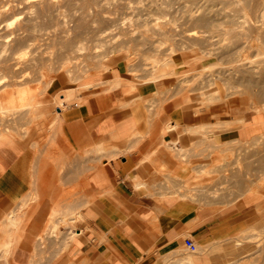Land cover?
Instances as JSON below:
<instances>
[{
	"label": "crops",
	"instance_id": "crops-1",
	"mask_svg": "<svg viewBox=\"0 0 264 264\" xmlns=\"http://www.w3.org/2000/svg\"><path fill=\"white\" fill-rule=\"evenodd\" d=\"M155 81L134 77L118 61L100 74L101 88L86 84L90 87L82 93L58 94L64 108L56 107V143L68 162V184L78 177L86 199L80 208L84 220L64 231L66 250L56 246L44 262L33 260L36 240L56 207L43 198L48 190L39 199L33 188L38 155L21 142L0 145V264L230 262L228 248L248 225L250 212L223 208L200 187L220 178L235 159L237 142L260 132L264 116L213 105L198 110L188 98L167 93L162 80ZM53 87L55 95L67 88ZM97 145L102 152L95 151ZM31 190L39 201L24 198ZM70 212L73 221L76 213ZM185 239L196 244V252L187 250ZM186 256L190 263H181Z\"/></svg>",
	"mask_w": 264,
	"mask_h": 264
},
{
	"label": "rangeland",
	"instance_id": "rangeland-1",
	"mask_svg": "<svg viewBox=\"0 0 264 264\" xmlns=\"http://www.w3.org/2000/svg\"><path fill=\"white\" fill-rule=\"evenodd\" d=\"M259 1L264 0H0V6L5 5L0 9V96L12 91L17 101L20 89H33L41 101L38 117L27 109L0 113V145L12 140L32 148L38 155L33 185L38 198L46 189L43 198L59 214L76 213L73 221L58 224L55 237L44 227L33 260L46 261L59 245L66 250L64 231L84 220L80 208L86 194L78 177L68 184V162L56 143L59 105L54 103V84L55 89L74 86L78 93L86 90L80 88L84 84L101 88L100 74L118 61L125 62L134 77L146 80L148 59L178 56L183 65H174L169 75L155 81L162 80L167 93L187 95L198 110L213 105L264 116V30L255 23ZM184 73L187 87L179 85ZM214 89L221 98L212 103L200 99L199 94ZM235 148L234 161L200 192L211 201L221 200L223 208L250 212L248 225L228 248L226 264H264V125ZM181 263H190V256Z\"/></svg>",
	"mask_w": 264,
	"mask_h": 264
},
{
	"label": "bare ground",
	"instance_id": "bare-ground-1",
	"mask_svg": "<svg viewBox=\"0 0 264 264\" xmlns=\"http://www.w3.org/2000/svg\"><path fill=\"white\" fill-rule=\"evenodd\" d=\"M253 1V0H252ZM237 2V1H236ZM244 2V1H243ZM246 2V1H245ZM259 2H261V1H259ZM258 2V3H259ZM227 3V2H226ZM235 3V2H234ZM250 3V2H249ZM251 4V3H250ZM249 5V4H248ZM4 7H5V5H2V6H0V9L2 10H4ZM256 9H257V12H255V9H254V12L255 13H257L256 14V17H255V23H258L259 24V28L260 29H262V30H264V1H262L261 3H260V5L258 6V8L256 7ZM0 10V11H1ZM248 13V12H247ZM248 14H250V12L248 13ZM249 16V15H248ZM239 17V16H238ZM246 18H247V16H245ZM251 17H252V15H251ZM240 18V17H239ZM249 18H250V16H249ZM202 19V18H201ZM248 19V18H247ZM246 20V19H245ZM252 20H254V19H252ZM241 21V20H240ZM248 21H249V19H248ZM128 22V21H127ZM126 23V22H125ZM124 23V24H125ZM130 23V22H129ZM132 23V22H131ZM130 23V24H131ZM123 24V25H124ZM257 24V25H258ZM129 24H127V26H128ZM133 25V24H132ZM248 27V26H247ZM246 27V28H247ZM130 29V28H129ZM132 29V28H131ZM134 29V28H133ZM245 29V28H244ZM256 31V30H255ZM203 32V31H202ZM262 32H264V31H262ZM191 34H195L194 33V31H192L191 32ZM202 34V33H201ZM205 34V33H204ZM248 34V33H247ZM259 35H260V33H259ZM247 36V35H246ZM261 37V36H260ZM256 39V38H255ZM257 39H259V37H257ZM262 40H264V39H262ZM262 42H264V41H262ZM260 44V43H259ZM262 44H264V43H262ZM247 48V47H246ZM213 49V48H212ZM209 51V50H208ZM125 52V51H124ZM209 52H211V50L209 51ZM207 53V52H206ZM116 55V54H115ZM174 55V54H173ZM206 56H207V54H206ZM209 56V55H208ZM199 58V57H198ZM197 58V59H198ZM200 58H202V57H200ZM249 61V60H248ZM198 62V61H197ZM62 64H66L67 65V61H65V63L63 62ZM135 64V63H134ZM184 64H185V62H184ZM146 66H149V68H150V73L148 74V77L146 78V80H153V81H155V80H158V79H162V78H164L165 76H167V75H169V73L171 72V70H172V68H173V66L174 65H177V66H179V65H183V62H182V60L178 57V56H174V57H163V58H150V59H148V63H146L145 64ZM177 66H175V67H177ZM148 68V69H149ZM204 68H206V67H203L202 69H200V71H199V73L201 72V70L203 71L204 70ZM127 69V68H126ZM135 69V68H134ZM249 69V68H248ZM105 70H106V68H105ZM131 70V69H130ZM198 71V70H197ZM244 71V70H243ZM260 72V71H259ZM192 73V72H191ZM250 73V72H249ZM193 75V74H192ZM191 75V76H192ZM195 75H196V73H195ZM195 75H193V76H195ZM197 75H198V73H197ZM74 76V75H73ZM188 73H184V75H183V77H181L180 79H179V85H181V87H184V86H186L187 87V85L189 84V79H188ZM233 76V75H232ZM180 77V76H179ZM235 77V76H234ZM79 78H81V77H79ZM189 78H191L190 77V75H189ZM255 79H257V78H255ZM51 80V82L53 83L54 82V79L52 78V79H49V81ZM115 81H116V79H114ZM118 81V80H117ZM116 81V82H117ZM124 81V80H123ZM122 81V82H123ZM108 82V81H107ZM116 82H113L112 84L113 85H115L116 86ZM128 82V81H127ZM191 82V81H190ZM240 82H242V81H240ZM104 83H106V82H104ZM110 83L111 82H109V85H110ZM119 83V82H118ZM123 83H125V82H123ZM123 83H122V85H123ZM48 84V83H47ZM49 84H51L50 82H49ZM101 84V83H100ZM120 84V83H119ZM212 84V83H211ZM46 85V84H45ZM80 85V84H79ZM93 85V84H92ZM95 85V84H94ZM97 85V84H96ZM108 85V86H109ZM112 85V86H113ZM99 86V85H98ZM112 86H111V88H112ZM114 86V87H115ZM119 86V85H118ZM47 87V86H46ZM90 87V85L88 86V85H86V84H84V85H81L80 86V88H89ZM92 87V86H91ZM10 88V87H9ZM15 88V87H14ZM23 88V87H22ZM79 88V89H80ZM257 88V87H256ZM46 89V88H45ZM107 89V88H106ZM108 89H110V87H108ZM262 89V88H261ZM11 90V89H10ZM33 90V89H32ZM32 90H30V91H27V90H24V89H20V91H19V93L17 94L18 95V98L16 99L17 101H15V96H14V92H12V91H9V92H5L4 94H3V96H0V113L2 112V114L3 113H5L6 111H12V109L14 110H18V109H27V110H29L30 111V113H33V118L34 117H36L37 116V113H36V110L39 108V106L41 105V101H39L40 99L39 98H37V95H36V93L35 92H31ZM76 90H78V89H76L74 86H70V87H67L66 89H65V91L63 92L64 93V95L66 96V97H70V96H72L73 94H74V92L76 91ZM83 90V89H82ZM257 90H258V88H257ZM5 91H7V90H5ZM40 91V90H39ZM259 91V90H258ZM262 91H264V90H262ZM4 92V91H3ZM62 92V91H61ZM61 92L59 93H57L56 95H55V97H54V103L55 104H57V105H62V102H63V99H61V97H60V95H58V94H61ZM255 92V91H254ZM17 93V92H16ZM15 93V94H16ZM42 93V92H41ZM260 93H262V92H260ZM1 94V93H0ZM16 95V96H17ZM199 96H200V99H202V101L203 102H211L212 103V101H214V100H217L220 96H219V94H218V90L217 89H214V90H212V91H209V92H207V93H205V94H202V95H200L199 94ZM219 96V97H218ZM185 98H188L187 97V95H186V97ZM221 98V97H220ZM4 101H5V103L6 102H9V104L8 105H5L4 104ZM210 104V103H209ZM256 108V107H255ZM262 108H264V107H262ZM258 109V108H257ZM259 109H261L260 107H259ZM10 111V112H11ZM258 111H261V110H258ZM13 113V112H12ZM16 113V112H15ZM38 117V116H37ZM52 122V121H51ZM54 122H57V114L54 116ZM226 125H227V123H225ZM211 125V124H210ZM214 125V124H213ZM228 125H229V123H228ZM217 126V125H216ZM221 126V125H220ZM220 126H219V128H220ZM224 126V125H223ZM222 126V127H223ZM205 127V126H204ZM208 127H211V126H208ZM196 128H198V127H196ZM196 128H194V130H196ZM217 128V127H216ZM198 129H200V130H202L203 131V129H202V127L200 128H198ZM197 129V130H198ZM207 131H209V129L208 128H205ZM204 129V132L206 131ZM214 129V128H213ZM191 131V130H190ZM193 131V130H192ZM191 131V132H192ZM194 132V131H193ZM192 132V133H193ZM204 132H202V135H203V133ZM212 132V131H211ZM195 133V132H194ZM196 133H198V132H196ZM201 133V132H200ZM25 134V133H24ZM204 138V137H203ZM254 141V140H253ZM229 142V141H228ZM223 144H225V142L223 143ZM227 144V143H226ZM166 146V145H165ZM94 148H96V147H94ZM170 149V148H169ZM222 149V148H221ZM92 150H95V149H92ZM171 150V149H170ZM174 150V149H173ZM188 150V149H187ZM96 152H98V153H100V152H102L103 151V148L101 147V146H98L97 145V148H96V150H95ZM175 151H176V149H175ZM176 152H178V151H176ZM188 153V152H187ZM179 154V156H180V154H181V152H179L178 153ZM184 154H185V152H184ZM182 155H183V153H182ZM178 156V155H177ZM181 158H182V156H180ZM185 158V157H184ZM184 159L182 158V162H184L183 161ZM186 161V160H185ZM229 164V163H228ZM222 166V165H221ZM199 170H201V168L199 169ZM199 170H198V172H199ZM212 170V169H211ZM213 171V170H212ZM215 171H217V170H215ZM197 173V172H196ZM199 173H201V171L199 172ZM195 174V173H194ZM171 180V179H170ZM176 181V180H175ZM182 185V184H181ZM35 189V188H34ZM195 189V188H194ZM189 190V189H188ZM188 190H187V193H188ZM196 190V189H195ZM252 190V189H251ZM182 191V190H181ZM190 191V190H189ZM32 193V192H31ZM35 193H37V192H35ZM191 193V192H190ZM31 195V194H30ZM192 195V194H191ZM39 196V195H38ZM189 196V195H188ZM194 196H195V194H194ZM192 197H193V195H192ZM189 198H191L190 196H189ZM36 199V195L34 194V191H33V194L30 196V201L31 200H35ZM191 199H193V198H191ZM196 199V198H195ZM36 200H38V199H36ZM26 201V200H25ZM22 202H24V200L22 201ZM27 202V201H26ZM32 202H34V201H32ZM29 203V202H28ZM30 204V203H29ZM21 205V204H20ZM28 205V204H27ZM23 207H25L24 206V204H23ZM21 208H22V205H21ZM20 208V209H21ZM22 210V209H21ZM12 213V212H11ZM15 213V212H14ZM24 213V212H23ZM59 214V210L57 209V208H54L53 210H52V213H51V215H50V219H54V220H51V221H53L54 223H52L51 224V222H50V219H49V223H50V225H48L49 226V234H50V236H56V232H57V228H58V224L60 223H64V222H66V221H70L71 219H72V216H73V214L70 212V213H61V214H59L60 216H57ZM6 217V216H5ZM15 217L16 216H14V219H15ZM56 217H58V219H56ZM17 219V218H16ZM56 219V220H55ZM5 220V219H4ZM13 220V219H12ZM56 221V222H55ZM10 222V221H9ZM48 222V221H47ZM18 224V223H17ZM17 224H16V226H17ZM1 225V224H0ZM47 225V224H46ZM15 226V225H14ZM9 231V230H8ZM10 231H11V229H10ZM10 233V232H9ZM6 234V233H5ZM73 234V233H72ZM41 237H43V236H41ZM41 237L40 236H38V239L40 240V242H41ZM7 241V240H6ZM15 242V241H14ZM238 243H240V242H238ZM207 244V243H206ZM9 245V244H8ZM15 245V244H14ZM4 246V245H3ZM6 247V246H5ZM13 248V247H12ZM2 250V249H1ZM7 250V249H6ZM8 250H9V248H8ZM3 251V250H2ZM2 254V253H1ZM4 254V253H3ZM183 254V253H182ZM6 256H7V253H6Z\"/></svg>",
	"mask_w": 264,
	"mask_h": 264
},
{
	"label": "built area",
	"instance_id": "built-area-1",
	"mask_svg": "<svg viewBox=\"0 0 264 264\" xmlns=\"http://www.w3.org/2000/svg\"><path fill=\"white\" fill-rule=\"evenodd\" d=\"M184 245L187 248V250L191 253H194L197 251V246L191 239H185Z\"/></svg>",
	"mask_w": 264,
	"mask_h": 264
}]
</instances>
